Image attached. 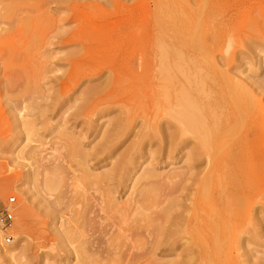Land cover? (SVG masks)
<instances>
[{
    "label": "bare ground",
    "instance_id": "bare-ground-1",
    "mask_svg": "<svg viewBox=\"0 0 264 264\" xmlns=\"http://www.w3.org/2000/svg\"><path fill=\"white\" fill-rule=\"evenodd\" d=\"M147 1L152 4V9H147L150 26L145 33L113 28L116 24L122 25L120 22L113 24V20L109 21L112 22L110 33L107 32L108 22L89 27V23L86 25L88 20L81 21L82 17L74 14L73 8L78 5L98 7L109 2L117 4L116 0H41L39 3V8L53 4L58 10L71 11L70 15L63 12L59 19L51 21L52 27L45 42L50 45L52 40L56 44L59 40L69 42L72 38L77 39L82 47V52L69 55L67 63L72 72L70 70L67 76L56 79L60 85L58 104H71L67 109L69 113H61V123L73 121L77 126L83 121L79 124L81 133L85 132L75 137L72 133L58 134L57 142L52 143L50 150L46 144L30 140L23 156V166L26 179L33 183L32 195L37 197L45 214L53 219L55 213L52 210L57 212L58 203L69 195L77 205L73 215L76 219L61 233L74 239L72 242L76 246L72 254L80 255L77 264H158L155 258L168 254L174 255L175 259L162 264H259L245 250L247 244L256 243L259 230L264 227V218L260 219L255 210L259 205L264 211V139H253V135L263 131L261 124L264 120V107L254 98L253 91L264 93V78L253 80L250 85L254 88L250 91L245 84L232 82V78L214 69L210 52L204 49L205 43L199 34L207 30L206 10L215 11L220 5L216 0H195L198 3L195 7L191 6L190 0ZM260 2L264 4V0ZM178 10L187 12L186 23L190 24L187 31L184 26L176 29L174 22L172 24L175 20L172 12ZM159 14H163L164 19L158 20ZM202 14L204 20L199 25ZM38 19L43 22L44 18L38 16ZM124 20L128 27L134 24L131 17ZM64 22H70L73 28L64 29L60 26ZM198 29L199 34L196 33ZM121 40L154 46L152 53L161 57L167 71L166 79L161 82L167 89L160 91L155 85L142 94L118 95L120 88H116L120 82L114 74L112 79L100 82L99 85H104L98 91L95 87H83L86 90L81 91L79 99L68 100L69 94L88 75L81 76L83 70H88L93 63L109 68L106 61L122 58L121 51L111 50ZM172 46L177 49L173 50ZM180 50L195 52L209 72L199 73V78L196 77L201 85L199 93L190 91L193 82L187 78L189 89L177 90V101L172 106L173 77L167 64H172V58L182 57ZM147 81L149 85L154 83L151 79L132 75L125 77L122 84L136 87L146 85ZM35 105L32 102L27 107L30 111L24 124L27 136L35 133V114L31 113L35 111ZM115 107L119 108L118 117L108 121L113 126L107 128V122V126L103 124L100 129L93 126L94 120L89 118L99 120ZM140 115L143 116V126L136 130L134 122L137 120L134 119ZM172 120L176 126L173 132ZM103 126L104 130L101 129ZM129 134L133 135V140L125 150L118 152ZM190 137L195 146L188 149L184 168L171 175L156 173L152 165L155 153H180L189 147ZM96 139L90 151L83 148L82 142L92 143ZM143 150L149 153L141 156ZM133 154L141 162L128 171L127 167L131 165L128 156ZM148 160L137 177L140 181L138 189L132 190L133 195L126 198L124 205H116L113 195L128 191L133 170ZM202 160H206L208 168L197 171ZM107 162L112 164L109 170L88 173V166H106L104 163ZM188 190L190 193H184ZM50 192L58 193L52 198ZM153 196L162 199L154 203L157 200L154 198L158 197ZM23 214L24 211L20 210V215Z\"/></svg>",
    "mask_w": 264,
    "mask_h": 264
},
{
    "label": "rangeland",
    "instance_id": "rangeland-1",
    "mask_svg": "<svg viewBox=\"0 0 264 264\" xmlns=\"http://www.w3.org/2000/svg\"><path fill=\"white\" fill-rule=\"evenodd\" d=\"M191 1L192 7L198 4L195 0H193L194 2L192 1L195 5ZM218 1L216 0V3L220 5H218L215 11L209 12L206 10L204 14L208 18V23L205 25L207 26V30L199 34L201 31L198 29L196 33L199 36L202 35L201 40L205 43L204 49L210 52V59L214 69L217 68L219 70L217 72H222L232 78V82L239 81L245 84L250 91H253L254 87L250 85L253 83V80L255 82L256 78H264V4L260 0ZM40 2L41 0H0V212L8 208L12 214L10 227L5 231L0 230V264H77L78 257L80 256L76 253L72 254L73 247L76 246L72 242L74 239L72 238V240L61 235L66 225L76 219V215L74 216L75 218L73 215L77 210V205L71 201V196L69 195L67 199L58 203L57 212L52 210V213H55L54 219L46 215L44 209L38 203L37 197L32 195L34 192L33 183L26 179V169L23 166V156L31 139L46 144V148L50 150L52 143L57 142L58 134L72 133L73 137H75L78 133L83 135L85 132L81 133L82 128L79 124H82L83 121L77 123V126L73 121H70L71 124L70 122L67 124L61 123L63 121L61 113L66 112L71 104L65 103L61 106L58 104L60 102V85L56 79L57 77L60 79L62 76L69 74V71L72 69L69 63H67L70 58L69 55L71 56L76 51L82 52V47L77 39L73 40L72 38L69 42L59 40L57 41L58 44H54L55 41L53 40L50 45L45 42V37L52 27L50 25L51 21L59 19L63 12L66 15H70L71 11H66L65 9L58 10L57 6L53 4H49L45 8H39ZM116 2L117 4L109 2L106 5H97L98 7H92L93 4L89 3L90 6L92 4L90 8L78 5L73 10L75 11L74 14H77V17H82L80 18L81 21L82 19L88 20L87 24L83 22L88 26L90 24L89 27L92 24L97 25L98 22L100 24L108 22L109 26L108 30H106L111 33L112 22L110 24L109 21L113 20V24H116V22L122 23V25H113V28L145 33L150 26L147 9L150 11L152 4L147 0H116ZM190 13L194 14L193 11H190ZM172 14L174 15L173 19H175H172L174 27L182 29V26H184L183 29L187 31L190 25H187L188 22L186 23V19L188 20L187 12L178 10L173 11ZM38 16L44 18L43 22L39 21ZM129 16L134 19L132 27H128L124 20L126 18L129 20ZM204 16L203 14L201 17L199 16L197 24L200 25L203 22ZM157 18L158 20H162L164 16L163 14H159ZM60 26L64 29L73 28L70 22H64ZM177 36L180 38L179 34ZM116 44L112 46L113 48L111 47V50L121 51L122 58L106 61L105 64L107 63L109 68H103L93 63V66L88 69L89 71L83 70L81 76L88 74L87 76L90 77L86 76L81 81V84L73 89L69 94L68 100L74 101V99H79L82 96L81 91L83 90L84 92L87 87V89L95 87L98 91L104 85V83L99 85L100 82L112 79L114 74H116L115 77L120 82L116 88L117 90L121 89L118 92L116 90L118 95L142 94L148 91L149 87L150 89L154 88L155 85L160 91L167 89L166 85L161 83L166 79L167 71L165 70V65L162 63L163 60L161 61V57L156 55V52L152 53L154 46L150 47L146 44L128 42L127 40L118 41ZM216 45H220V47L217 49ZM172 49L176 50L177 48L172 46ZM212 50L214 51L212 52ZM189 51L183 50L181 58H176V60L172 58V64L171 62L167 64L168 69H172V77L174 78H172V92L174 93V95L172 93V106L177 101V97H175L177 96L176 93L182 88L189 89L186 84L187 78L193 82L190 91L200 92L201 85L197 83L196 77L199 78V73L209 72L204 61L195 52L190 51L188 53ZM181 64L184 66H181ZM110 66H112V69H110ZM79 67L76 69H79ZM182 70H184V73H182ZM60 73L63 74L59 76ZM185 73L187 74L185 75ZM132 75L151 79L152 83H154L149 85V81H147L146 85L136 87L127 84L123 85V79ZM253 95L259 101V104L264 107V93L253 91ZM32 102L36 104L34 107L35 111L31 112L35 114V133L32 136H27L24 124L27 114L30 112L27 107ZM15 106L18 107L15 109ZM62 106L63 108L60 110ZM118 110L119 108L115 107L114 110L106 112L105 117L99 120L94 117L89 119L94 120L93 126H97L98 129L103 124L106 127L107 123L109 124L108 128L113 126V123L108 121L118 117ZM67 112L69 113V111ZM142 119L143 116L141 115L134 119V121L137 120L134 122L136 130H139L138 127L141 128L143 126ZM104 126L101 128L102 130L105 129ZM175 127L174 120H172V132L175 131ZM261 128L264 131V120ZM261 133L258 135H261ZM132 134L126 137L127 141L118 152H122L129 146L128 144L133 140ZM258 135H253L255 136L253 139L256 138L258 139L257 141L264 139V133L261 136ZM256 139L254 140L256 141ZM96 142L97 139L92 143L82 142L84 144L83 148L90 151V148ZM193 143L190 137L189 147L180 153L177 151L155 153V161L152 162V165L156 173L171 175L172 173H177V170H180L182 167L184 168L188 149L195 146ZM151 151H154V149H151ZM144 153L148 154L149 152L143 150L140 153L141 156ZM136 157L134 154L128 156V160L131 162V165L127 167L128 171L136 163L141 162ZM149 161L145 162L140 168L137 166L133 170V182L129 183L128 191L125 190L119 195H113V201L117 203L116 205H124L127 201L126 198L133 195L132 190L138 189L140 181H137V177L141 175V169L143 170ZM205 161L202 160L198 164L197 171H206L208 165ZM102 165H98L101 168H97L98 166L92 167V165L88 166V173L98 174L112 167V164H109V162L104 163L106 166ZM50 193L49 195L54 198L58 192ZM184 193L188 194L190 191L188 190ZM8 198H14L13 205H7ZM154 199H157L154 202L157 203L162 198L158 197ZM258 206L256 205L257 208L255 210L259 214L260 219L264 218V211L262 212ZM20 210L24 211L23 215H20ZM17 230H19V233ZM4 236H10L11 238L8 245L3 244ZM43 238L46 240L44 241ZM245 251H248L249 254L251 253L254 261H258L259 264L263 262L262 264H264V227L259 230V237L256 243L247 244ZM174 259V255L169 254L168 256L161 255L155 258L158 264Z\"/></svg>",
    "mask_w": 264,
    "mask_h": 264
},
{
    "label": "built area",
    "instance_id": "built-area-1",
    "mask_svg": "<svg viewBox=\"0 0 264 264\" xmlns=\"http://www.w3.org/2000/svg\"><path fill=\"white\" fill-rule=\"evenodd\" d=\"M14 198L7 199V205H13ZM12 223V214L8 208H5L2 212H0V230L5 231L10 227ZM10 236L3 237V244L8 245L10 243Z\"/></svg>",
    "mask_w": 264,
    "mask_h": 264
}]
</instances>
